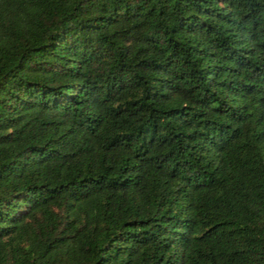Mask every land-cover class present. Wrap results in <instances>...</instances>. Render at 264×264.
Returning a JSON list of instances; mask_svg holds the SVG:
<instances>
[{
	"label": "trees",
	"instance_id": "obj_1",
	"mask_svg": "<svg viewBox=\"0 0 264 264\" xmlns=\"http://www.w3.org/2000/svg\"><path fill=\"white\" fill-rule=\"evenodd\" d=\"M0 264H264V0H0Z\"/></svg>",
	"mask_w": 264,
	"mask_h": 264
}]
</instances>
